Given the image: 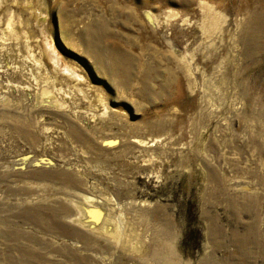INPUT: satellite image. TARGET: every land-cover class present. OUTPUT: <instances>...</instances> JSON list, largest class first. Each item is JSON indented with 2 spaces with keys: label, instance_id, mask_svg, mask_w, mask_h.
I'll return each mask as SVG.
<instances>
[{
  "label": "rangeland",
  "instance_id": "rangeland-1",
  "mask_svg": "<svg viewBox=\"0 0 264 264\" xmlns=\"http://www.w3.org/2000/svg\"><path fill=\"white\" fill-rule=\"evenodd\" d=\"M164 258L264 264V0H0V264Z\"/></svg>",
  "mask_w": 264,
  "mask_h": 264
},
{
  "label": "bare ground",
  "instance_id": "bare-ground-1",
  "mask_svg": "<svg viewBox=\"0 0 264 264\" xmlns=\"http://www.w3.org/2000/svg\"><path fill=\"white\" fill-rule=\"evenodd\" d=\"M157 8V7H156ZM134 49V48H133ZM54 63L55 64H57V60H55L54 61ZM54 64V65H55ZM59 67V66H58ZM67 73V72H66ZM68 74V73H67ZM128 74V73H127ZM125 78V77H124ZM173 79V78H172ZM144 81V80H143ZM167 81V80H166ZM168 84V83H167ZM170 84V83H169ZM261 118V117H260ZM262 150V149H261ZM57 212V211H56ZM68 212V211H67ZM136 212V211H135ZM59 213V212H58ZM69 213V212H68ZM3 223V222H2ZM40 223V222H39ZM68 223V222H67ZM96 223V222H95ZM98 224H100V223H98ZM98 224H96V225H98ZM124 228V227H123ZM22 236V235H21ZM6 237V236H5ZM10 239H12V238H10ZM170 241V240H169ZM18 242H19V240H18ZM169 245V244H168ZM16 246V245H15ZM20 247V246H19ZM24 249V248H23ZM31 249V248H30ZM128 249V248H127ZM33 252H35V251H33ZM28 253V252H27ZM24 254V253H23ZM38 254V253H37ZM172 254V253H171ZM33 255H34V253H33ZM28 257V256H27ZM30 257V256H29ZM157 257H159V256H157ZM38 258V257H37ZM155 258H156V256H155ZM27 259V258H26ZM69 259H70V257H69ZM96 259V258H95ZM169 259L170 258H168V260L166 259V258H164L163 260H162V264H170V262H169ZM32 261H30L29 260V262L31 263V262H34V260L33 259H31ZM23 262V261H22ZM25 262H27V261H25Z\"/></svg>",
  "mask_w": 264,
  "mask_h": 264
}]
</instances>
